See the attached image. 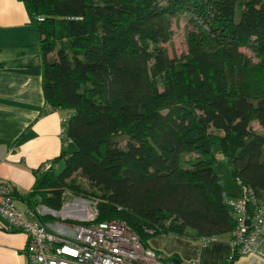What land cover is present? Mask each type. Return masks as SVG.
<instances>
[{
	"label": "trees",
	"instance_id": "obj_1",
	"mask_svg": "<svg viewBox=\"0 0 264 264\" xmlns=\"http://www.w3.org/2000/svg\"><path fill=\"white\" fill-rule=\"evenodd\" d=\"M20 1L39 38L45 103L67 112L74 150L15 201L56 212L71 195L95 201L96 223L124 222L152 250L169 233L235 239L227 205L246 192L250 212L249 191L264 203V133L254 129H264V0ZM182 15L194 30L173 60L163 45ZM217 144L241 195L225 193Z\"/></svg>",
	"mask_w": 264,
	"mask_h": 264
},
{
	"label": "crops",
	"instance_id": "obj_2",
	"mask_svg": "<svg viewBox=\"0 0 264 264\" xmlns=\"http://www.w3.org/2000/svg\"><path fill=\"white\" fill-rule=\"evenodd\" d=\"M42 76L39 38L24 3L0 0V182L12 183L19 196L32 190L36 171L71 146L61 135L67 114L45 103ZM243 193L241 187L236 195ZM15 203L20 211L27 209L21 200ZM26 244V234L10 229L0 215V264H28ZM150 244L184 264H222L234 250L232 240L225 238L174 233L157 236ZM235 264H264V243Z\"/></svg>",
	"mask_w": 264,
	"mask_h": 264
},
{
	"label": "built area",
	"instance_id": "obj_3",
	"mask_svg": "<svg viewBox=\"0 0 264 264\" xmlns=\"http://www.w3.org/2000/svg\"><path fill=\"white\" fill-rule=\"evenodd\" d=\"M62 136L66 138L64 132ZM15 193L12 183H0V215L12 229L26 234L28 264H179L146 247L124 222L96 223L98 210L95 201L79 199L65 205L73 213L82 215V218L72 221L90 225L66 223L68 220L64 219L62 222L45 223L38 209L41 206L20 211L15 203ZM249 195L252 201L250 212L247 211L249 205L245 195L240 202L231 203L232 216L236 221L233 244L242 256L255 253L264 238V203L253 191H249ZM88 215L92 218L85 221ZM55 226L58 227L55 229Z\"/></svg>",
	"mask_w": 264,
	"mask_h": 264
},
{
	"label": "rangeland",
	"instance_id": "obj_4",
	"mask_svg": "<svg viewBox=\"0 0 264 264\" xmlns=\"http://www.w3.org/2000/svg\"><path fill=\"white\" fill-rule=\"evenodd\" d=\"M187 30H194V26L190 23V17L188 15H182L179 18H173L172 19V31H173L172 40H171V42L164 44L163 47H165L168 50L169 56L173 60L181 58L182 55L187 52V49H188L187 48V42H186ZM242 51L246 54L252 55V53L246 48L242 49ZM64 113L66 114L67 112L64 111ZM254 129L259 131V132L264 133V129H262L257 124H255ZM61 135H62V130H61ZM127 142H128V139L121 138L119 140V143H120L119 146L123 149L126 146ZM73 150H74V146H70L69 151H73ZM214 152H215V155L217 158V172H218L221 180L224 182L225 193L229 194L230 196H233V195L235 196L236 194L240 193L241 185L232 176V165L223 156L220 144H217L214 146ZM53 160L46 162L47 164H44L40 168V170L49 169L51 162ZM67 193H69V192H67ZM79 199L80 198H77V197L72 196V195L68 196L65 199L66 200L65 205L67 203L72 204L75 200H79ZM66 206L61 211L56 213L55 215L52 214V212L50 211V208H48V207L44 206V208H43V206H41V207L39 206L40 208H38V209L42 212L43 217H41V218L50 217L49 215H51L52 217L58 219L57 220L58 222H61V220H63V219H64V221H66V220L72 221V220L82 218V215L73 213L72 210L67 209ZM65 212H66V214L69 212V214H67V216H64ZM91 214H95V213L91 212ZM51 222H54V221H49V223H51ZM52 226H54V224ZM163 255L165 256V258H171L172 257L171 255H168L166 253ZM173 262H175V261H173ZM179 264H180V262H179Z\"/></svg>",
	"mask_w": 264,
	"mask_h": 264
},
{
	"label": "bare ground",
	"instance_id": "obj_5",
	"mask_svg": "<svg viewBox=\"0 0 264 264\" xmlns=\"http://www.w3.org/2000/svg\"><path fill=\"white\" fill-rule=\"evenodd\" d=\"M46 170H48V169H45V170H43V171H46ZM243 195H245V193H244ZM227 206H228V209H229L230 215H231V217L233 218V216H232L233 208H232V206H231V203H230L229 205H227ZM56 213H57V212H56ZM64 214H65L64 216H67V214H69V212H68L67 214H66V212H65ZM91 218H92V216H91V215H88L85 221H89V220H91ZM62 219H63V218H62ZM62 221H63V220H61V222H62ZM247 225H248V226L251 225L249 221H247ZM10 229H12V228L10 227ZM12 230L20 231V230H17V229H12ZM233 241H234V239L232 240V246H233V249H236V250L238 251V249L234 246ZM263 243H264V238H263V240L261 241V243H260V245H259V247H258V250H259L260 246H261ZM146 247H147V246H146ZM258 250H257L255 253H257ZM155 252H156V251H155ZM26 253H27V252H26ZM156 253H157V252H156ZM238 253H239V252H238ZM255 253H253V254H255ZM158 254H159V253H158ZM239 254H240V253H239ZM253 254H251V255H253ZM27 256H28V254H27ZM240 256L243 257L241 254H240ZM248 256H249V255H248Z\"/></svg>",
	"mask_w": 264,
	"mask_h": 264
},
{
	"label": "water",
	"instance_id": "obj_6",
	"mask_svg": "<svg viewBox=\"0 0 264 264\" xmlns=\"http://www.w3.org/2000/svg\"><path fill=\"white\" fill-rule=\"evenodd\" d=\"M176 263H179V261L177 259L174 260Z\"/></svg>",
	"mask_w": 264,
	"mask_h": 264
}]
</instances>
